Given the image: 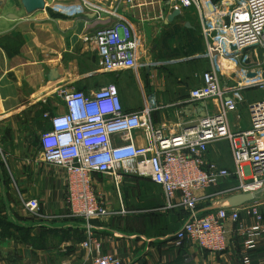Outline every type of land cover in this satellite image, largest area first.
I'll use <instances>...</instances> for the list:
<instances>
[{"label": "built area", "instance_id": "1", "mask_svg": "<svg viewBox=\"0 0 264 264\" xmlns=\"http://www.w3.org/2000/svg\"><path fill=\"white\" fill-rule=\"evenodd\" d=\"M74 2L82 13L106 22L90 36L102 71L137 73L156 65L147 61L144 39L128 16L138 8L133 0ZM165 6L168 12L158 13L160 21L166 22L176 9L181 15L194 10L199 21L204 42L200 58L209 70L195 74L198 85L189 92V100L200 103L205 115L168 134L150 122L152 112L161 109L154 98L130 113L113 84L90 95L63 91L65 111L50 118L49 131L39 138L42 160L63 171L66 206L87 228L95 218L127 213L107 212L92 184L93 175L111 177L117 167L127 166L162 189L166 202L154 211L185 213L173 236L175 247L188 244L221 254L232 232L242 239L243 252H250L264 238V214L251 202L229 208L226 199L238 194H257V199L264 191V0H169ZM142 18L143 24L151 17L148 13ZM248 91L263 95L247 104L249 129L232 132L228 117L237 112L241 95ZM137 131L144 146L132 141ZM222 141L232 151V172L208 158L210 148ZM230 179L234 184L226 186ZM23 207L35 214L39 202L23 201ZM86 236L83 247L97 253L91 264H122L102 253L89 232Z\"/></svg>", "mask_w": 264, "mask_h": 264}, {"label": "crops", "instance_id": "2", "mask_svg": "<svg viewBox=\"0 0 264 264\" xmlns=\"http://www.w3.org/2000/svg\"><path fill=\"white\" fill-rule=\"evenodd\" d=\"M43 4L45 9L47 0ZM42 10L28 13L21 0H0V264H91L97 253L92 247L85 249L82 245L87 232L100 245L102 253L120 259L122 264H264V238L247 253L241 249L242 239L232 232L221 254L200 251L188 244L175 247L173 236L181 226L182 210L154 211L166 202L162 189L148 179L137 178L127 166L117 167L111 177L92 176L103 208L107 212L123 209L126 214L95 218L89 228L83 220L70 215L64 173L43 162L39 138L49 131L50 118L65 111L63 103L58 109L53 107L55 93L61 92L62 98L63 89L79 90L87 95L96 90L92 81L99 71L105 73L101 68L78 80L83 75L76 72V67L70 74L61 58L68 49L81 47L80 35L86 29L91 32L106 22L91 13L83 14L85 20L79 21L49 18ZM150 11L152 16L154 10ZM161 11L160 7L157 14ZM151 18L142 26L153 20L160 23L157 16ZM51 69H56L60 76L53 82L47 79ZM145 75L153 81L152 92L146 95L143 91L141 105L137 107L121 97L126 112H139L146 100L154 98L161 109L152 112L150 122L168 134L205 115L202 105L191 102L189 95L183 102H164L166 85L162 90L159 82L153 80L155 73L151 69H145ZM141 82L143 86V78ZM175 84L180 87L178 83L172 85ZM244 98L246 94L241 95V101ZM238 114L239 111L228 117L232 132L245 131L237 129L233 122ZM243 126L249 129V115ZM32 139L38 141L36 146H32ZM132 141L139 147L145 145L140 131L134 133ZM223 142L213 145L208 154L209 160L220 166L215 148ZM227 184L233 185L234 181L230 179ZM125 185L129 186L127 190ZM30 199L39 202L35 214H29L23 207V201ZM109 199L115 201L114 205L107 204ZM136 202L148 205L136 209L133 207ZM142 210L146 212L140 213Z\"/></svg>", "mask_w": 264, "mask_h": 264}, {"label": "rangeland", "instance_id": "3", "mask_svg": "<svg viewBox=\"0 0 264 264\" xmlns=\"http://www.w3.org/2000/svg\"><path fill=\"white\" fill-rule=\"evenodd\" d=\"M168 1L169 0H133V3L138 6L135 10L138 11H136L134 15L129 13L128 16L131 17L130 20L134 23L141 24V27L138 26V28L142 37H144V47L148 52L146 55H149L147 61H152L153 64H156L154 67H151L152 72L155 73L153 80L159 82L162 90L165 85L167 87V89H165L166 93H163L164 98L162 100L169 103L177 101L183 102L188 99L189 92L198 84V79L195 74L209 70V65L200 58V55L204 51V42L200 32L199 21L193 15L194 10H183L184 13L170 24H166V22L165 24H161L162 21L157 19L160 23L153 20L149 25L144 24V26H142V20H144L142 17L150 13L151 8L154 10V15L150 14L152 15L150 17L158 16L157 10H159L160 7L163 9L164 13L168 12L165 6V3ZM47 5H45L44 10L49 18L71 21H79L80 19L85 20L83 17L84 13L77 9L74 0H55L54 2L47 0ZM152 19L153 18H149V20ZM185 23H189L191 28H186ZM159 26H161V28ZM92 33L93 31L89 32V30L87 31L86 29L85 33L82 34V36L80 35L81 47H79V49L78 47H72L68 49V53H63L61 63H63L64 69L68 70L70 74L73 71V67H76V72L82 75H88L89 73L100 70L98 57L94 52V46L90 42ZM101 73L100 71L98 72L96 75L97 77L92 81V86L96 89H100L111 84L115 85L119 91L120 99L121 97L125 98L131 103V106L137 107L141 105L143 91L146 95L152 92V85L150 83L153 81L146 78L144 68L138 70L137 74H139V76L125 71L116 72L109 76H103V73ZM141 78H143L144 88ZM177 78H179L178 82ZM174 83H178L180 87L177 84L172 85ZM169 92H172L170 96L168 94ZM60 94L61 92L55 93L53 99V107L55 109H58L62 104ZM156 94L159 95L158 93ZM262 95L263 94L259 91H248L246 99L244 98L242 101H239L237 112L239 111L240 115L238 114V119L235 118L233 120L237 129L246 130L248 128L247 126H243L245 121H248L247 104L258 99ZM192 108H195V106ZM187 110L191 109L189 108ZM37 142V140L32 139V146H36ZM215 150L216 152L218 151V158L221 161V165L232 172L234 170V164L229 144L227 142L220 143ZM137 178L147 181L146 178ZM107 181H110V179H107ZM127 182L129 183L130 181ZM128 188L129 186L125 185L124 190ZM124 190H121L122 194ZM108 192L111 193L109 190ZM113 201V199H109L107 204L114 205L115 201ZM251 203L256 204L260 212L264 214V191L260 193L256 201ZM144 205L147 206L148 204L145 202H136L133 207L136 209L146 208Z\"/></svg>", "mask_w": 264, "mask_h": 264}, {"label": "water", "instance_id": "4", "mask_svg": "<svg viewBox=\"0 0 264 264\" xmlns=\"http://www.w3.org/2000/svg\"><path fill=\"white\" fill-rule=\"evenodd\" d=\"M24 8L27 10L28 13H31L36 10H42L44 9L43 0H21ZM168 5V4H167ZM181 16L180 10L176 9L171 14H169L166 18V24L172 23L176 18H179ZM185 27L190 29L191 26L189 23H185ZM250 77H252V74H249ZM59 74L56 69H51L47 75V79L51 82L56 81L59 79ZM86 79V76H81L80 79ZM257 197V194H238L231 196L226 199V202L228 203L229 208H238L244 204H248L250 202H253ZM214 207H212L213 209Z\"/></svg>", "mask_w": 264, "mask_h": 264}, {"label": "trees", "instance_id": "5", "mask_svg": "<svg viewBox=\"0 0 264 264\" xmlns=\"http://www.w3.org/2000/svg\"><path fill=\"white\" fill-rule=\"evenodd\" d=\"M166 69V68H165ZM164 70V69H163ZM111 74H113V73H110V72H105V73H103L102 75H104V76H109V75H111ZM197 86V85H196ZM185 217V213L182 211V214H181V218L183 219Z\"/></svg>", "mask_w": 264, "mask_h": 264}, {"label": "bare ground", "instance_id": "6", "mask_svg": "<svg viewBox=\"0 0 264 264\" xmlns=\"http://www.w3.org/2000/svg\"><path fill=\"white\" fill-rule=\"evenodd\" d=\"M225 66H226V65H225ZM229 67H231V68H232L233 66H229Z\"/></svg>", "mask_w": 264, "mask_h": 264}]
</instances>
